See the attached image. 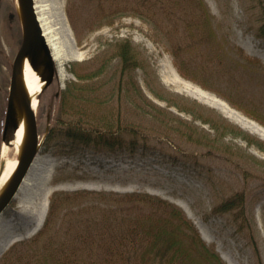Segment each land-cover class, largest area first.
<instances>
[{
	"label": "rangeland",
	"instance_id": "rangeland-1",
	"mask_svg": "<svg viewBox=\"0 0 264 264\" xmlns=\"http://www.w3.org/2000/svg\"><path fill=\"white\" fill-rule=\"evenodd\" d=\"M202 1L209 14L204 30L201 25L204 11L196 0H34L53 41L64 54L63 71L59 72L56 66L53 80L37 97L35 114L39 137L46 124L52 121L48 111L54 103L56 105L60 90L72 81H78L69 70L70 64H75L79 72L92 71L104 64L102 71L92 79L100 84L96 93L108 100L102 105L114 117L118 115L121 126L135 127L148 135L154 145L148 151L149 159L141 160L126 153L73 152L67 147L53 151V148L45 149L40 145L35 160L47 157V160L54 161L44 185L46 190L53 186L49 194L53 190L82 188L156 194L180 206L201 237L227 264H259L260 261L264 264V168L261 171L258 166L247 165L250 173L245 178L235 163L219 157H228L220 150V145L211 147V153L207 154L209 148L205 145L186 142L182 131L175 128H192L194 133L189 132L198 136L202 143L203 136L213 135V130L207 123L194 120L187 112L167 108L165 101L150 92L144 79L149 80L154 90L167 96L173 93L195 100L264 140V126L219 95L233 91L264 102V39L255 34L261 3L259 0ZM261 1L264 4V0ZM17 2L0 0V64L5 67L11 66L22 38ZM127 38L150 64L148 75L141 69L137 71L143 93L138 94L137 103L145 96L170 110L172 113L167 115L173 120L167 124L158 122L145 106L144 110L128 101L125 92L116 89L119 64L111 54L114 43ZM35 69L41 78L46 76L41 64ZM180 119L184 122H178ZM224 141L242 147V150L233 147L234 151H246L264 160L263 151L239 137L226 135ZM3 142H0V148ZM191 152L210 166L212 179L191 167L162 161L184 158L183 155L188 156ZM65 162L72 166L64 170L60 182L52 184L56 167ZM132 170L139 172L133 173ZM233 191L245 193L246 210L253 214L261 249L258 259L246 239L235 231L236 226L229 218L212 211L213 205ZM14 206L13 203L6 217L15 214ZM47 206L40 218L39 198L32 201L10 232L0 239V259L14 243L35 234L42 225Z\"/></svg>",
	"mask_w": 264,
	"mask_h": 264
},
{
	"label": "trees",
	"instance_id": "trees-1",
	"mask_svg": "<svg viewBox=\"0 0 264 264\" xmlns=\"http://www.w3.org/2000/svg\"><path fill=\"white\" fill-rule=\"evenodd\" d=\"M196 2L204 11L201 24L204 30L209 22L208 10L202 0ZM258 2L261 4L258 5L255 34L264 39V4L261 0ZM207 28L211 35L210 27ZM111 57L117 58L119 64L117 91L125 92L128 101L138 104L137 96L142 91L137 80V71L141 69L143 74L148 75L149 62L129 38L114 43ZM103 65L92 71L79 72L75 64H70L69 70L78 81H72L66 88H62L56 105L54 103L49 108L48 114L52 115V121L48 122L47 129L41 133L44 134L41 145L45 149L53 148V151L67 147L73 152L126 153L134 159H149L148 151L154 145H151L148 135L142 134L131 125L121 126L118 115L114 117L102 105L108 100L96 93L100 84L92 79L102 71ZM177 70L180 68L177 67ZM126 77L127 81H124ZM144 79L150 92L165 101L167 108L175 107L179 111L187 112L194 120L207 123L213 130V135L203 136L202 143L198 136L193 135L192 128H175L182 131L181 135L186 142L205 145L209 148L207 154L211 153V147L220 145V150L232 159L218 156L235 163L245 178L250 173L247 165L258 166L262 171L264 160L241 151L242 147L239 145L225 143L224 137H239L248 145L264 152L263 139L195 100L173 93L167 96L154 90L149 80ZM202 86L207 87L205 84ZM228 93L219 95L244 115L264 126L263 101L233 91ZM143 97L144 100L138 105L143 109L145 106L147 112L158 122L167 124L173 120L167 115L172 113L170 110ZM178 122L184 121L180 119ZM169 134L166 130V135ZM233 147L241 150L234 151ZM183 157L162 158V161L191 167L206 178H213L210 166H206L193 152ZM69 166L72 165L65 162L56 167L52 184L61 181V175ZM252 168L258 170L256 167ZM132 172L138 173L139 170ZM12 205L13 201L8 207ZM212 211L229 218L236 226L235 231L246 239L258 259L261 249L253 214L245 207V193L233 191L213 205ZM0 264L227 263L206 243L192 220L174 202L149 192L82 188L53 190L48 197L47 211L41 227L32 236L14 243L1 257Z\"/></svg>",
	"mask_w": 264,
	"mask_h": 264
},
{
	"label": "water",
	"instance_id": "water-1",
	"mask_svg": "<svg viewBox=\"0 0 264 264\" xmlns=\"http://www.w3.org/2000/svg\"><path fill=\"white\" fill-rule=\"evenodd\" d=\"M18 4L19 8L16 5V11L20 21L22 38L11 63L8 108L4 130H6L9 119L13 122L14 130L16 128L13 112L14 99L17 98L23 106L26 116L27 141L13 176L7 188L0 196V220L4 218L9 203L13 200L14 204H16L22 197L27 183L32 178L29 173L43 140V136L40 138L38 134L35 110L29 101L23 85L18 81L20 61L24 56H27L29 64L33 69H35L37 64L43 66V69L46 71V76L43 78L45 81L44 86H47L52 81L57 66L39 23L34 0H18ZM39 166L38 164L36 172H38Z\"/></svg>",
	"mask_w": 264,
	"mask_h": 264
},
{
	"label": "bare ground",
	"instance_id": "bare-ground-1",
	"mask_svg": "<svg viewBox=\"0 0 264 264\" xmlns=\"http://www.w3.org/2000/svg\"><path fill=\"white\" fill-rule=\"evenodd\" d=\"M35 11L39 20V23L42 27L43 34L47 40L49 48L51 50L52 56L56 62L57 69L59 72L63 71V52L59 49L56 43L53 41V38L50 34V29L46 26V23L39 13L37 9V5L34 4ZM17 8H19V4L17 2ZM59 8L63 11V7L59 4ZM19 73H18V81L23 85L25 92L31 102L32 107L35 109L37 105V97L38 94L44 88L45 81L40 77L39 73L36 69H33L29 64V59L27 56H24L19 64ZM14 119L16 122V128L14 130V137L9 143L3 142L0 148V196L7 188L15 168L17 166L18 160L25 148V144L27 141V133H26V116L23 109V106L17 100L14 99ZM250 120V119H248ZM257 131L255 129H252ZM264 130V129H263ZM259 133V131H257ZM47 157L39 158L34 161V166L29 173L32 178L27 183L20 200L14 206L15 214H11L6 217L4 220H0V239L10 232L13 224L21 217L29 208L32 201L38 197L39 198V207L42 210L40 218H42L46 206L49 191L53 186H49L46 190L44 188L46 177L51 173L52 167L54 166V161L47 160ZM50 163V164H48ZM39 166L38 172H36L37 165Z\"/></svg>",
	"mask_w": 264,
	"mask_h": 264
},
{
	"label": "flooded vegetation",
	"instance_id": "flooded-vegetation-1",
	"mask_svg": "<svg viewBox=\"0 0 264 264\" xmlns=\"http://www.w3.org/2000/svg\"><path fill=\"white\" fill-rule=\"evenodd\" d=\"M4 67V72H3ZM6 75V80L4 79ZM1 76H4L3 78ZM11 78V66L5 67L3 64H0V142H8L10 138L8 135L13 130V122L9 119L6 130L5 128V119L8 108V97H9V85Z\"/></svg>",
	"mask_w": 264,
	"mask_h": 264
}]
</instances>
